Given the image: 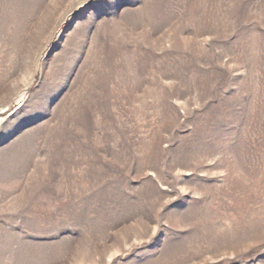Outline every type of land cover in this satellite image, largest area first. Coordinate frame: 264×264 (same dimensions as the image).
I'll list each match as a JSON object with an SVG mask.
<instances>
[{"label":"rangeland","instance_id":"1","mask_svg":"<svg viewBox=\"0 0 264 264\" xmlns=\"http://www.w3.org/2000/svg\"><path fill=\"white\" fill-rule=\"evenodd\" d=\"M0 264H264V0H0Z\"/></svg>","mask_w":264,"mask_h":264}]
</instances>
